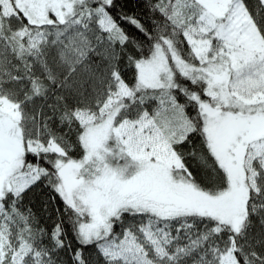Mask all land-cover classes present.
Returning a JSON list of instances; mask_svg holds the SVG:
<instances>
[{
    "label": "snow or ice",
    "instance_id": "6c2138e0",
    "mask_svg": "<svg viewBox=\"0 0 264 264\" xmlns=\"http://www.w3.org/2000/svg\"><path fill=\"white\" fill-rule=\"evenodd\" d=\"M0 264H264V0H0Z\"/></svg>",
    "mask_w": 264,
    "mask_h": 264
}]
</instances>
